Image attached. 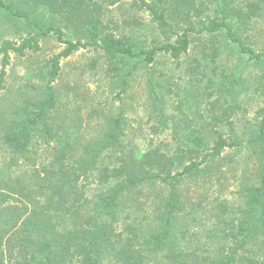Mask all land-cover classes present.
<instances>
[{"label":"trees","instance_id":"trees-1","mask_svg":"<svg viewBox=\"0 0 264 264\" xmlns=\"http://www.w3.org/2000/svg\"><path fill=\"white\" fill-rule=\"evenodd\" d=\"M208 2L217 5L221 18L203 23L196 30L189 10L199 11L201 6L194 0H134V5L150 12L168 40L148 49L131 36L105 31L103 20L89 14L79 0H0V13L6 22L25 24L32 29L29 32H35L20 44L10 40L1 44L0 90L4 88L12 51L19 55H25L27 49L36 51L39 38L51 32L66 43L49 60L41 97L25 98L14 110L15 116L3 125L0 148L5 149L8 159L0 161L1 254L8 253L15 264H105L107 259L109 264H264V108L258 128L248 139V146L259 160L258 181L240 187V204L214 202L211 210L215 219L210 227L201 228L205 234L192 232L196 241L201 242L205 236L204 243L211 245L205 252L201 246H192L186 235L188 228L179 227L180 220L186 221L189 215L195 219L203 209L183 184L188 179L210 182L212 165L225 148L242 145L243 140L230 141L218 130L210 138L213 133L204 134L207 128H193L189 131L197 134L187 136L185 147L171 155L152 145L142 151L125 139L123 112L107 120L103 135L87 142L81 140L77 122H59L52 115L58 101L53 83L60 73L61 59L87 46L105 53L109 69L123 89L139 66L152 63L159 52L175 59L186 53L192 31L212 35L219 31L241 55H246L244 64L232 76H225L221 86L232 89L238 85L249 64L264 71V50L247 45L229 20L235 16L242 20L248 13L228 0ZM42 8L63 14L74 27L75 39H64L53 20L44 26L39 20ZM178 17L187 24L181 30L173 21ZM169 32L174 33L175 40ZM152 85L154 102L164 105V98ZM41 144L47 149L45 157L38 153ZM92 183L102 186V190L90 198L86 189ZM145 186H165L167 195L155 202L151 215L129 220L142 204L135 194ZM159 254L161 260H157Z\"/></svg>","mask_w":264,"mask_h":264},{"label":"rangeland","instance_id":"rangeland-1","mask_svg":"<svg viewBox=\"0 0 264 264\" xmlns=\"http://www.w3.org/2000/svg\"><path fill=\"white\" fill-rule=\"evenodd\" d=\"M194 1L201 6L199 11L189 10L196 30L203 23L209 24L210 20L221 18L216 4H210L208 0ZM228 1L248 13V17L242 20L236 16L229 17L243 41L257 51L264 50V0ZM79 3L89 14L103 20L105 31H112L117 36H131L148 49L168 41L150 12L134 5V0H118L112 4L110 0H79ZM0 16V46L6 40L20 44L24 38L35 33L29 32L32 29L25 24L6 22L1 13ZM39 20L44 26L50 25L53 20V24L63 31L64 39H75L74 27L63 14L42 8ZM176 20H173L176 29L187 26L181 17ZM170 34L171 40H175L174 33ZM38 42L40 47L36 51L27 49L25 55L14 51L10 54L4 88L0 90V141L4 123L15 116L14 110L21 102L25 98L41 97V88L46 82L44 71L49 68V60L66 46L55 32L41 36ZM215 53L218 56L212 59ZM245 60L246 55H241L237 46L227 41L221 32L212 35L192 31L186 53L175 59L164 51L159 52L152 63L139 66L123 89L117 84L118 77H113L115 73L110 71L105 53L99 48L83 47L61 59L60 73L53 83L58 101L52 115L59 122L67 119L77 122L81 128V140L87 142L103 135L107 120L123 112L126 118L125 139L136 143L142 151L152 145L171 155H176L180 147H185L187 136L197 134L189 131L193 128H207L204 134L213 133L210 138L215 136L214 130H218L230 141L243 140L242 145L225 148L217 163L212 165L210 182L188 179L183 184L187 194L203 209L195 214V219L189 215L186 221L180 220L179 227L188 228L186 235L191 239L192 246H201L205 252L211 249V245L204 243L205 236L201 242L196 241L192 232L205 234V231L202 234L201 228L210 227L215 219V212L211 210L214 202L224 200L229 204H240L237 193L240 187L258 181L259 160L248 146V139L262 119L264 71L249 64L234 88L220 85L225 76H232ZM1 70L2 54L0 73ZM152 84L164 98V105L161 101L154 102ZM161 106H164L163 110ZM226 108L228 112L225 114ZM37 148L41 156H47L45 145H38ZM6 155L5 149L0 148V161H7ZM105 160L109 162L108 158ZM86 190L92 198L102 190V186L92 183ZM141 190L135 197L142 204L138 205L139 210L131 213L129 220L139 221L151 215L156 208L155 202L167 195L165 186H145ZM158 256L157 260H161V254ZM104 262L110 263L109 259ZM0 264H15V260H10L8 253L1 254L0 251Z\"/></svg>","mask_w":264,"mask_h":264}]
</instances>
